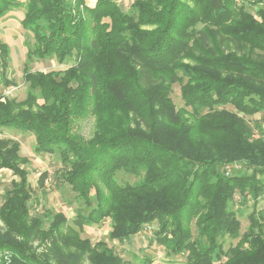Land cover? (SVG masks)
I'll use <instances>...</instances> for the list:
<instances>
[{"label": "trees", "instance_id": "trees-1", "mask_svg": "<svg viewBox=\"0 0 264 264\" xmlns=\"http://www.w3.org/2000/svg\"><path fill=\"white\" fill-rule=\"evenodd\" d=\"M237 1L133 0L127 13L117 0H26L20 26L35 43L28 57L74 64L25 67V99L0 94V130L32 133L34 153L58 154V185H68L85 212L71 224L57 213L43 229L30 216L29 160L17 141L0 139V170L14 176L0 204V264H153L80 238L106 219L113 241L156 222L153 243L166 257L185 255L186 264H264V140H252L239 116L264 113V0ZM17 6L0 0V18ZM9 53L0 39L1 78ZM175 82L184 83L178 109ZM86 117L94 119L89 138L74 131ZM234 162L242 168L225 175ZM119 172L142 178L120 185ZM236 194L253 209L242 235L230 209ZM225 237L238 239L226 251Z\"/></svg>", "mask_w": 264, "mask_h": 264}, {"label": "rangeland", "instance_id": "rangeland-1", "mask_svg": "<svg viewBox=\"0 0 264 264\" xmlns=\"http://www.w3.org/2000/svg\"><path fill=\"white\" fill-rule=\"evenodd\" d=\"M17 6L11 8L2 18H0V39L8 45L9 57L7 59V69L5 78L0 76V94L4 91H10L7 97L16 101L25 99L28 84L23 80L24 68L26 67L31 72H49V71H63L74 64V59H67L65 64L58 65L55 59L42 60L30 59L28 52L35 47L34 38L32 34L24 31L20 26V21L24 15L23 5L26 0H15ZM89 6L94 4V0H87ZM133 0H117L119 7L127 12L132 13L131 4ZM241 4V0L237 1ZM246 11L255 14V9L249 4H245ZM4 79V80H3ZM5 80L13 82V84L5 86ZM185 82V80H184ZM184 83L175 82L170 86V98L175 104L176 108L183 107V102L180 98V89ZM219 109H226L234 111L231 106L219 107ZM244 119L248 127L251 129V139L264 140V113H259L255 116L239 115ZM260 125L263 132L259 131L256 126ZM94 130V119L86 117L80 119L75 123L74 131L84 138H89ZM0 139H9L17 141L20 144L19 155L25 157L29 162L23 166L29 173L28 181L31 188L32 199L30 205V216H38L43 221V229H47L52 222L54 215L57 213L64 214L69 224L76 213L85 212L82 201L74 194L68 185H58L59 172L62 170V164L58 154L46 155L34 153V135L32 133H22L18 130L2 128L0 130ZM236 163V162H234ZM233 163V164H234ZM239 163V162H237ZM242 165L241 163H239ZM242 168V166H241ZM244 169V168H243ZM50 172L51 182L49 185L43 184L42 187L38 185V178L42 172ZM245 171V170H244ZM142 176L136 177L132 175L119 172L116 175V180L120 185L135 184L141 180ZM14 176L9 170H0V204L4 200V192L10 188V183ZM93 198V191H91ZM238 194L235 195L234 201L231 204V210L235 213L237 220L240 223L239 235H242L249 225V215L252 212L251 201L245 206L238 204ZM259 210L264 212V194L259 199ZM151 229V234H146L141 231L140 234L123 241H113L108 238L110 230V220L106 219L97 226H86L80 234L81 239H87L91 244L98 241H104L108 247L126 260H140L142 257H150L153 264H186L185 255L166 257L163 247L153 243L154 232L157 228L156 222L148 226ZM193 231V238H196L195 227L191 225ZM6 227L0 219V231L5 230ZM239 238V237H238ZM238 239L233 240L229 237L222 239L223 250L235 246ZM35 248L37 243L33 245ZM42 247V246H41ZM39 247L37 251H43L44 247ZM66 250H70L66 249Z\"/></svg>", "mask_w": 264, "mask_h": 264}, {"label": "built area", "instance_id": "built-area-1", "mask_svg": "<svg viewBox=\"0 0 264 264\" xmlns=\"http://www.w3.org/2000/svg\"><path fill=\"white\" fill-rule=\"evenodd\" d=\"M9 93H10V91L8 90V91H4V93L2 94V96H8L9 95ZM241 169V165L239 164V163H232V164H227V165H225L224 167H223V171H224V173H225V175H231L233 172H235V171H238V170H240ZM51 182V178H50V172H48V174H47V177H46V179H45V181H44V184L45 185H49V183ZM143 233H146V234H151V229H150V227H146L144 230H143Z\"/></svg>", "mask_w": 264, "mask_h": 264}]
</instances>
